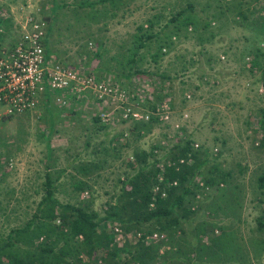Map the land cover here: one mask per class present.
Returning <instances> with one entry per match:
<instances>
[{"label": "rangeland", "instance_id": "374dc122", "mask_svg": "<svg viewBox=\"0 0 264 264\" xmlns=\"http://www.w3.org/2000/svg\"><path fill=\"white\" fill-rule=\"evenodd\" d=\"M52 1L50 0L45 13L50 12ZM91 1L97 2V0ZM22 2L23 0H0V20L9 19L12 24L11 27L6 28L7 33L5 27H0V30L3 29L0 32L1 43L3 39L11 43L19 36L14 20H17ZM62 2L64 3L63 0ZM234 3L236 2L232 0H125L119 7H102L98 4L92 8H79V10L76 7H60L55 12L57 27L54 32L55 38L58 37L59 45L67 42L63 45V47L67 46V49L61 52L68 58L66 63L61 60L49 61L54 67L76 68L82 65L95 77L126 89H132V86L133 89L141 90L142 95L146 91L147 83L153 78L157 82L166 84L172 99L173 120H178L184 112L189 115L182 140L190 137L194 142L193 145L196 144L210 152L217 149L220 153L218 158L212 157L211 162L202 168L199 178L208 175L210 167L215 165L224 173H232V185L239 186L240 189L236 192L239 191L243 195L242 232L246 237L255 228V219L261 207L263 208V205L261 207L258 205L256 190L257 179L264 172V151L258 150L262 136L260 132L254 130L258 128L256 112L260 108L264 109V91L259 92L262 84L261 71L256 67L255 73H250L243 68L245 58L248 57L244 53L247 46L245 40L251 39L250 31L247 27H239L235 24L232 19L234 11L222 17L219 13L220 7L233 6ZM71 5L75 6V3ZM188 5L194 7V13L197 14L194 16L200 18L201 23L209 21L212 15L220 17L218 22L211 21L209 29L217 34V38L203 47L197 46L196 39L171 40L174 44L171 51L156 64L151 60V55L157 50L158 42L154 39L145 41V47L138 54L140 59L136 63L137 67L130 68L126 60L129 49H134L135 36L158 32L160 39L169 36L172 28L171 26L166 28L165 23ZM241 7H248L249 11L255 12L254 17H256L257 10L264 8V0L249 1ZM247 15L251 19L249 12ZM54 17L55 14L50 16L49 28L50 22L51 25L54 22ZM156 17L160 22L159 26L145 32L148 29L147 21ZM235 20L238 19L235 17ZM87 24L88 26L91 24V27L88 28ZM140 27L143 29L137 30ZM75 32L77 35L74 34ZM207 35L208 33H203V36ZM76 37L79 42L74 44ZM261 45L264 44H260L259 47ZM222 56L223 60H221ZM192 57L197 61L194 69L172 78V73L179 69V64L187 63L189 59H193ZM209 57L219 60L217 64L211 65L213 67L211 70L210 65L206 63ZM136 68H139L140 72L145 71V75L143 73L131 76ZM163 73L169 75L172 80L160 78L159 75ZM201 75L206 77L200 79ZM152 87L149 86V91ZM154 87L159 88L156 85ZM187 94L191 96L189 100L185 98ZM51 98L53 100L51 107L40 110L39 118H36V115L32 117L29 115L26 118V114L5 117L0 113V224L1 219H8L10 227L23 223L24 216L33 213L43 195V189L40 188L42 181L34 179V174L28 173L24 166L26 160L30 158L36 162L39 151L40 160L43 162L45 158L42 154L45 143L35 139V133L39 130L43 134L48 132L49 114H53L55 119L62 122L61 125L59 121L57 122L56 130L46 142L47 146H52L54 150L52 159L48 161L49 165L55 164L57 167L68 164L70 157L65 149L69 147H72L73 151L81 152L83 149L81 154L89 160L106 159L108 163L112 162L110 154L101 151L106 147L109 150L110 146L112 147L111 143L105 142V147L98 145L100 142L96 138L97 136L102 138L103 134L92 128V117L100 113L101 107L97 105L93 107L94 103L90 98L70 101L65 106L60 105L55 97ZM148 103L138 97L135 99V106L143 111H151L149 106L152 105ZM110 106L107 104V108ZM2 111L3 109L0 108V112ZM151 118L154 119L150 116L147 123ZM153 122H150L153 124L150 133L140 138L130 130L132 123L105 125V133L109 138L128 133L125 139H128L129 146L120 150L122 159H129L132 151L140 149L139 147L140 150L148 151L152 146L159 145L160 149L155 150V155L157 159L162 160L168 155L175 142L172 140L175 133L165 124L155 119ZM86 143L89 148L84 150ZM94 149H97L99 154L97 151L93 153ZM111 169L107 168L102 172L101 177L96 179L93 205L96 211L101 210L113 190ZM106 178L108 179L105 180ZM199 178H196V181ZM61 190H64L62 195L65 196L66 190L62 188ZM214 193L210 191V197ZM64 196L57 197L64 200ZM205 197L206 195H201L196 200L200 201L202 206L210 204L208 201L213 202L211 198ZM81 198L87 199L88 194L82 195ZM202 212H199L198 217L202 216ZM253 264H264V258Z\"/></svg>", "mask_w": 264, "mask_h": 264}, {"label": "trees", "instance_id": "16d2710c", "mask_svg": "<svg viewBox=\"0 0 264 264\" xmlns=\"http://www.w3.org/2000/svg\"><path fill=\"white\" fill-rule=\"evenodd\" d=\"M107 1H111L112 5L116 3V0H99L91 6ZM232 1L236 3L233 6L220 7L219 13L222 17L234 11L232 19L235 24L247 27L250 31L251 39L246 38L244 53L251 57L252 68L249 72L255 73L257 67L261 71V83L264 85V50L259 47L264 44V11L261 14L264 8L257 10L254 17V11L241 6L258 0ZM77 8L79 10L88 7ZM57 9L60 7H55V10ZM194 11V7L188 5L169 18L164 26H171L172 31L163 39L159 38V32L135 37L134 49H129L127 55V65L130 68L137 67L136 63L140 59L138 54L145 47V41L154 39L158 42L157 50L151 55V60L156 64L171 51L174 45L172 37L177 41L180 38L196 39L197 46L202 47L215 40L217 34L209 31L210 24L211 21L218 22L220 17L212 15L209 21L201 23L200 18L195 17L197 14ZM248 12L252 16L251 19L247 15ZM235 17L238 20H235ZM10 23L9 19L0 20V26L5 27V33L8 27L12 26ZM159 23L158 17L148 20V29L145 32L152 31ZM141 29L143 28L140 27L139 31ZM204 32L208 33L206 37L203 36ZM14 45L10 43V46ZM163 49L166 52H163ZM218 61L209 57L206 63L210 65L211 70V65L217 64ZM196 63L193 58L187 63L179 64V69L173 71L172 78L194 69ZM139 70L136 68L130 75H145V71ZM159 77L167 81L172 80L164 73ZM204 77L206 76L201 75L200 79ZM154 96L157 102L160 99L158 91ZM70 101L76 100L69 99ZM148 104L152 105L149 106L152 111L154 103ZM256 114L258 128L254 131L260 132L262 136L258 150L264 151V109H258ZM153 121L151 118L147 124L133 123L130 130L140 133L137 138L143 137L150 133ZM91 123L96 132L106 129L98 115L92 117ZM193 143L190 137L177 140L164 160L156 158L155 150L160 149L159 145L152 146L148 151L135 149L131 157L125 160L122 159L120 150L128 147L129 142L119 134L112 139V147L109 148L111 154L106 148L102 149L104 154H110L111 163L106 159L83 160V149L80 152L73 151L72 147L67 148L65 152L68 153L70 161L66 160L68 164H65L63 171L56 173L54 179L51 172L45 174V181L42 183L43 196L33 213L24 216L23 223L13 227H10L8 219H1L0 264H253L264 258V172L257 179L256 190L258 205H263V208L261 207L255 219V228L245 237L242 232L243 195L239 191L236 192L240 189L238 185H232V173H224L212 165L208 175L199 178L202 168L211 162L212 157L218 158L220 153L218 151L214 155L212 151L199 146L194 149ZM86 148H89L87 143L84 150ZM48 150L50 161L52 150ZM95 151L98 150L94 149L93 153ZM97 153L99 154V151ZM182 158L185 162L179 165L178 161ZM167 162L170 165H167ZM161 164L164 165L163 170L159 168ZM46 165L47 169L54 166ZM107 168H112L110 173L113 178V190L101 210L96 211L93 209L96 192L94 185H97L96 179ZM67 170L69 172H66ZM65 172L66 178L73 179V172L82 177L88 175L90 179L94 178L92 186L75 180L72 191L78 194V199L74 202L73 198L66 202L56 198L58 187L54 182L60 180ZM160 175L167 186L159 181ZM196 178H199L204 187H209L212 193L215 192L212 197L206 195L205 198L213 200L208 201V205L202 206L200 201L196 200L197 196L204 193ZM173 183L176 185L173 186ZM158 185L165 190L164 198L160 193L153 192ZM84 193L88 194L87 199L81 198ZM199 212H202L200 217ZM110 224L121 229V243L115 242L110 232ZM138 233L142 234L141 239L137 238ZM152 233H157L159 239L147 243L145 237ZM160 250H163V253H160Z\"/></svg>", "mask_w": 264, "mask_h": 264}, {"label": "built area", "instance_id": "2783aa9c", "mask_svg": "<svg viewBox=\"0 0 264 264\" xmlns=\"http://www.w3.org/2000/svg\"><path fill=\"white\" fill-rule=\"evenodd\" d=\"M49 2L50 0H23L17 13V20H14L20 38L12 48H0V108L3 109L0 112L1 115L15 117L31 112L36 109L40 100L46 95L55 97L62 106L68 104L69 99L78 101L82 98H90L93 103H98L102 108L98 118L103 125L147 123L151 116L174 131L173 146L177 140H182L183 130L189 122V115L184 112L178 120H173L172 99L166 84L157 82L153 78L147 83L146 91L142 95L141 90L133 89L132 86V89H126L121 85L97 78L82 65L76 68L54 67L46 59L44 42L49 30V18L45 11ZM171 40L175 41L176 38L172 37ZM261 48H264V45H261ZM163 52L166 50L163 49ZM223 59L222 56L221 60ZM244 64L246 70H251V57H246ZM151 85L153 87L149 91ZM154 85L159 88L155 89ZM157 91L160 94V99L155 102L154 95ZM263 91L264 85L261 84L259 92ZM137 97L154 103V109L152 111L139 109L135 106ZM190 97L187 94L185 98L189 100ZM107 104L111 106L107 108ZM122 137L127 138L128 133H124ZM193 148L197 149L198 145H193ZM212 153L216 155L218 150L214 149ZM184 162L185 159L182 158L178 164L183 165ZM166 164L170 165L168 162ZM163 167L164 165L161 164L160 170H163ZM159 181L164 184L162 175H160ZM196 182H199V187L204 192L201 195L209 194V187H204L199 180ZM172 185L175 186L176 183ZM153 192L160 193L163 198L166 196L165 190L159 185L153 189ZM199 197L197 196V198ZM110 232L116 243L123 241L122 231L118 226L110 224ZM137 238L141 239L142 234L138 233ZM158 239L157 233L145 237L147 243ZM160 253H163V250H160Z\"/></svg>", "mask_w": 264, "mask_h": 264}, {"label": "crops", "instance_id": "0c3cea01", "mask_svg": "<svg viewBox=\"0 0 264 264\" xmlns=\"http://www.w3.org/2000/svg\"><path fill=\"white\" fill-rule=\"evenodd\" d=\"M63 1H64V3L62 2V0H53L52 3H51V5H50V9L51 10H50L49 13H47L48 14V18L50 20V16L52 14H55V17L53 18V21L54 22H53L52 25H51V22H50V28L48 30V34H47V37H46V40H45L44 44H45V51H46V59L47 60H61L63 63H66L65 61L67 60L68 56L66 54L62 53L61 50L67 49V46L63 47V45L65 43H67V42L59 45L58 37L55 38L56 35H55V32L54 31H55V28L57 27V21H55L56 20V13L55 12L58 10V9L55 10V7H92L91 5L94 2H92L91 0H82V1L81 0H63ZM76 1H78V2H76ZM97 1H99V0H97ZM123 1H125V0H116L115 1L116 3L113 4V5L111 4V1H107V2H104V3H99L98 5L99 6H102V7H111V6L112 7H119ZM73 3H75V6H72L71 5ZM106 4H108V6H106ZM87 27L90 28L91 27V24L89 26L87 24ZM1 30H3V29L1 28ZM137 30H139V28H137ZM74 34L77 35L76 32ZM19 38L20 37H16L15 40L12 41L11 43L16 44V42L19 40ZM5 41L6 40H4V39L2 40V43L0 41V47L1 48L4 47L5 49L11 48L12 46H10V44H9L10 41H6V42ZM78 42H79V39H78V37H76L74 44H76ZM51 97L52 96H49V95L44 96L40 100V102L37 105V107H36L35 110H33L31 112L24 113V115L26 114L25 117L28 118L29 115H30V117H32V115H36V118H39V116H40L39 115L40 114L39 111L40 110H42V109L43 110H46V109H48V107H51V105L53 103V100H52ZM95 105L100 106L98 103L94 102L93 107ZM48 121H49V124H48V132L47 133L43 134V132H41L40 130L35 133V139L42 140L45 143V150L43 151L44 153H42L43 156H45V158H43V162H42V160H40V157L41 156H40V151H39L37 153V155L39 156V158L37 159V161L34 162V161L30 160L31 158L29 157L30 159L26 160L27 163L24 166V168H26V171L28 173L34 174V179H37L39 181H42L41 182V185H40V188H42V189H43L42 183L45 181V174L47 172H51L53 174L52 175V178L54 179L56 173H58L60 171H63V169L66 167V165H64V166L63 165H59V166L56 167L55 164H54V166H51L49 169L46 168L48 166L46 164H48V161H49L48 160V157L50 156V151L48 150V148H50L52 150L51 151L52 154L54 153V150H53L52 146H50V147L47 146L46 142L49 141V139L51 137V133H53L56 130V128H57V122L59 120L58 119H55V117H54L53 114H49L48 115ZM61 124H62V122L59 121V125H61ZM92 128L94 129V131L96 130L95 127H92ZM105 130L106 129H103L102 131H99L98 132L100 134H103L102 135V138H100L98 136L96 138V140L98 142H100V143H98V145H102L103 147H105V145H104L105 142H107L108 144H110V143H112V139L115 138V137L109 138V135L107 133H105ZM134 134H138V133L136 131H134ZM139 134H138V136H139ZM89 141H91V138H89ZM90 148H92V146H90ZM139 148L141 149V147H139ZM103 152H105V151L103 150ZM108 152L110 154L112 153L110 150H108ZM121 157H122V155H121ZM81 158L84 159V160H86V161H90L88 158L83 157V155L81 156ZM35 165L37 167H33ZM66 172H69V171L67 170ZM66 172L64 174H62V177H61L60 180L54 182L55 183V186L58 187V191L56 193V198L59 199V201H61V202H66L70 198H73L75 200L78 199V194L77 193L75 194L74 191H72V189L74 188L72 184L75 182V180L84 181V182H86L90 186H92L93 185V182H94V180H93L94 178L93 179H90L88 175L82 177L80 175H77L76 172H73V176H74V177H72L73 179H71L70 177L66 178L67 177V176H65L67 174ZM36 173H37V175H36ZM91 175H93V173ZM37 176H40V177L37 178ZM100 177H101V175H100ZM107 179L108 178H106L105 180H107ZM61 188L66 190L67 193H66L65 196L62 195L63 192H64V190L62 191ZM57 196L58 197H63L64 196V200H60V198H58Z\"/></svg>", "mask_w": 264, "mask_h": 264}]
</instances>
